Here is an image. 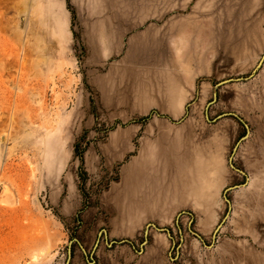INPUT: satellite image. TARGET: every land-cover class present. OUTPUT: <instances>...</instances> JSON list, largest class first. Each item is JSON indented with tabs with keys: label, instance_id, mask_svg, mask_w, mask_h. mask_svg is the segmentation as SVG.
Returning a JSON list of instances; mask_svg holds the SVG:
<instances>
[{
	"label": "rangeland",
	"instance_id": "1",
	"mask_svg": "<svg viewBox=\"0 0 264 264\" xmlns=\"http://www.w3.org/2000/svg\"><path fill=\"white\" fill-rule=\"evenodd\" d=\"M263 56L264 0H0V264H264Z\"/></svg>",
	"mask_w": 264,
	"mask_h": 264
},
{
	"label": "water",
	"instance_id": "2",
	"mask_svg": "<svg viewBox=\"0 0 264 264\" xmlns=\"http://www.w3.org/2000/svg\"><path fill=\"white\" fill-rule=\"evenodd\" d=\"M263 60H264V56L262 57V59L260 60V62L257 64V66L255 67V69L248 75V76H242V77H236V78H228V79H225L223 81L220 82V84H226V83H230V82H238V81H243V80H248V79H251L252 77H254V75L257 73V71L261 68L262 64H263ZM237 116V115H236ZM240 118V117H239ZM242 120V119H241ZM230 163H231V166L234 168V169H237L241 172H243L242 170L238 169L233 163H232V158L230 159ZM240 185H236V186H232L230 187L229 189L231 188H236ZM225 199L227 200V202L229 203V199L227 198V196H225ZM178 221V219H177ZM156 229L158 230H165L169 236H171V233H170V230L169 228L167 227H158V226H155ZM217 231V230H216ZM105 232V230H104ZM200 238H202L199 234H197ZM76 240V239H75ZM71 243L72 241L70 242V246H69V249H68V260L66 262V264H69L70 263V259H71V256H72V251H71Z\"/></svg>",
	"mask_w": 264,
	"mask_h": 264
},
{
	"label": "bare ground",
	"instance_id": "3",
	"mask_svg": "<svg viewBox=\"0 0 264 264\" xmlns=\"http://www.w3.org/2000/svg\"><path fill=\"white\" fill-rule=\"evenodd\" d=\"M173 42H174L176 50H178V51L183 50L185 48V46H186V34H184V33L180 34Z\"/></svg>",
	"mask_w": 264,
	"mask_h": 264
},
{
	"label": "crops",
	"instance_id": "4",
	"mask_svg": "<svg viewBox=\"0 0 264 264\" xmlns=\"http://www.w3.org/2000/svg\"><path fill=\"white\" fill-rule=\"evenodd\" d=\"M185 34V33H184ZM147 163V161H145L144 165Z\"/></svg>",
	"mask_w": 264,
	"mask_h": 264
}]
</instances>
